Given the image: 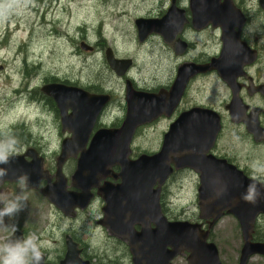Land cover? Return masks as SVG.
I'll return each mask as SVG.
<instances>
[{"label":"water","instance_id":"water-1","mask_svg":"<svg viewBox=\"0 0 264 264\" xmlns=\"http://www.w3.org/2000/svg\"><path fill=\"white\" fill-rule=\"evenodd\" d=\"M217 1L203 0L201 3L200 0H191L194 19L198 20L201 15L199 5H204L205 13L212 15L214 24L221 20L222 15L229 19L236 17L235 13L239 14L231 0H225L223 7ZM261 5L264 8V0H261ZM184 22L176 9H169L160 19L139 18L134 23L140 42L150 34H159L166 43L174 46L177 54H181L185 45L175 38ZM80 46L85 51L92 50L83 42ZM105 54L116 76H124L131 61L116 59L110 49ZM245 55L246 51L235 52L223 46L219 57L208 65L180 66L170 89L156 93L138 91L130 81H126L127 110L121 125L118 128H100L93 134L99 115L109 102L108 95L90 94L62 83L43 86L41 92L50 97L59 109L61 131L70 134L61 143L54 180L49 183L53 176L43 170V158L34 149H28L24 156L15 155L8 165L3 166L9 174L0 181V186L4 182L17 183V178L27 173L29 182L25 190H37L45 179L49 182L39 189L41 194L65 217H74L76 210L86 209L94 195L98 196L104 202L103 216L98 224L110 236L127 244L132 264H171L183 253L187 264H222L217 246L210 241V233L225 215L232 216L240 229L242 246L238 264H248L256 255L264 257V241H253L255 224L260 216L264 217V185L256 181L260 198L255 204L245 202L242 197L251 179L224 161L205 155L220 130L216 113L197 107L182 112L164 134L157 153L130 158V147L137 129L161 116L169 117L193 76L217 70L222 80L231 86L242 73ZM237 102L234 95L227 106L234 122L239 119L234 106ZM248 125L249 131L257 137L260 131L255 119ZM185 150L190 153L183 157L180 154ZM69 158H77L70 187L78 191L68 189L63 175V166ZM171 163L175 168L201 170L198 217L204 222L172 221L163 214L160 192L173 172ZM112 167H118L119 171L114 173ZM107 178L114 182L106 181ZM100 181H104L102 185ZM16 235L22 233L17 232ZM65 245L66 251L59 264H88L80 258L81 250L71 237H66ZM42 264H51L44 254Z\"/></svg>","mask_w":264,"mask_h":264},{"label":"rangeland","instance_id":"rangeland-1","mask_svg":"<svg viewBox=\"0 0 264 264\" xmlns=\"http://www.w3.org/2000/svg\"><path fill=\"white\" fill-rule=\"evenodd\" d=\"M36 2L32 5H39ZM30 3L31 0L26 4L20 0L5 22L0 24V33H3L9 19L20 22L0 43V128H10L17 135V153L23 144L24 152L27 150L25 148L39 146V152H36L45 160L43 170L51 176L56 170L61 142L69 134L61 132L57 117L48 108L33 103L36 94L24 97V91L35 90L42 81H63L79 88L95 84L99 91L110 92L113 99L111 105L105 107L99 123L118 127L126 111V79L132 80L140 89L156 93L161 89L167 90L176 76V67L184 61L203 59L202 53L198 58L190 59L198 56L195 52L175 56L159 36L150 35L144 42H138L135 19L163 15L161 13L167 0H55L49 3L48 10L51 11L46 16L54 22L50 25H45L35 12L26 10ZM28 32L32 34L29 39ZM81 42L87 46L96 45L95 51L83 50ZM107 46L116 58L133 60L129 73L119 77L108 67L104 60ZM216 51L217 48L213 46L204 49L205 55L210 57H215ZM216 78L206 75L194 79L185 100L180 104V110L195 105L224 108L227 90L223 82H218ZM45 103L48 104H45L46 107H52ZM169 123L170 119L163 117L142 127L132 140L130 158L157 153ZM24 126L31 134V139L27 141L18 138ZM220 147H225L231 156L246 162L250 169L253 162L264 163V148L253 149L246 137L235 132L225 131ZM75 166L76 159H69L63 166V175L67 179L68 189L78 191L70 187ZM112 171L118 172L119 169L115 167ZM53 180L54 176L50 182L44 179L41 186ZM198 187L199 180L192 173L182 172L171 176L162 187L163 214L172 221L199 223ZM39 189L25 190L20 183L4 182L0 186V193L14 195L23 191L27 196L24 211L15 222L20 232L25 235L36 233L41 238L47 262L59 264L66 251L64 234L73 233L86 244L87 253L91 254L88 260L92 264H132L127 244L114 242L108 231L95 223L102 218L104 202L101 198L95 196L86 210L76 211L74 217H65ZM254 230V233L263 232V216L258 218ZM3 235L0 232V237ZM211 235V242L218 247L220 260L224 264H238L242 239L236 220L229 215L223 216L212 228ZM171 264H187L186 254H180ZM248 264H264V257L253 256Z\"/></svg>","mask_w":264,"mask_h":264},{"label":"flooded vegetation","instance_id":"flooded-vegetation-1","mask_svg":"<svg viewBox=\"0 0 264 264\" xmlns=\"http://www.w3.org/2000/svg\"><path fill=\"white\" fill-rule=\"evenodd\" d=\"M52 1H55V0H49L48 3H47V0H37L36 3H38L39 5L33 6L32 4L35 2V0H31L29 9L26 8V10H28L29 12H35L36 14H38V16H40V19L43 20L42 22H44L45 25L54 24L52 19H47V17H46L47 13L50 15L51 9L50 10H48V9H49V3ZM200 1H201V3L203 2V0H200ZM224 1L225 0H219L217 2L219 5H221V7H223ZM40 4H42V6H40ZM231 4L234 7V9L239 12V14L235 13L236 17H234V18L227 19L225 17L226 20L222 15L221 20L219 19L220 21H218L216 24H214V22L212 21V20H214L212 15L210 13H205V8L203 7L204 5L203 6L199 5L198 8L201 12V15H199L200 17L198 20H195L193 15H192L191 0H184V1H182V0H167V4L164 7L163 12L161 14L164 15L169 9H177L176 10L177 13L180 15L181 18H183V20L185 22L183 23L182 29L178 33V35L176 36L175 40H179L181 43H183L185 45V49H184L183 53L177 54L174 50V46L172 44L166 43L159 34L154 33V34H150L152 36H150V35L149 36L150 37H153V36L161 37L162 40L165 42L164 44L171 49L172 53L175 56H181V55L187 56L189 53L195 52V53H197L198 56L190 58V59H196L199 57V55L201 53L203 54L202 55L203 59H201V60H197V59L196 60H187L186 62L184 61L181 65L176 67L177 70L180 66L185 65V64H193V65H198V66H204V65L210 64L212 59L219 57V54L221 53L223 46H228L231 50H233L235 52L246 51V55H245L244 65H243V68L241 71L242 73L235 78L234 84L231 83V86L228 85L224 80H222L221 75H220L219 71H217V70H209L205 73H199L190 79V81H189V83L185 89V92H184V94L180 100V103L175 108V110L172 112V114L169 117L161 116L158 119H161L163 117L170 119V123L168 125V128H169V126L177 119V117L182 112L188 111V110L195 108V107L205 109V110H209V111L216 113L218 115L219 121H220V130H219L212 146L206 152L205 155L212 157V159H214V160L224 161L226 164L231 165V166L235 167L237 170L241 171L244 174V176H246L248 179H251L252 169H250L247 166V163L242 162L241 160H238L236 156L235 157L231 156L228 152L229 150H227L225 147H220V142H221V139H222L225 131L235 132L239 136L246 137L247 140L250 142L251 147L253 149L258 150V149L264 148V8L261 5V0H231ZM216 8H219V7H216ZM163 15H159V16L152 17L149 19H160ZM176 16H177V14H176ZM141 18H143V17H141ZM206 19H207V21H205ZM215 21H216V19H215ZM18 24H20V22L16 23L13 18L9 19L8 25H10V26L7 29H3L2 30L3 33H0V43L3 42V38H5L7 34L10 35L12 33V31L14 29H16ZM136 33H137V30H136ZM27 35L29 36V37H27V39H29L32 34H30V32H28ZM149 36H147L146 39ZM235 36H237V38ZM191 38H193V39H191ZM137 39H138V42H140L139 37H138V33H137ZM144 41H142V42H144ZM25 42L26 41L24 40V43ZM142 42H140V43H142ZM81 43H80V45H81ZM95 46L96 45L90 46L92 48V50H91L92 53L95 51ZM212 46L217 48V51H216L217 53L215 54V57L206 56L204 53V49H206L208 47H212ZM108 48L109 47L107 46V49ZM106 50L104 51V60H105L106 64L108 65V63L106 61V56H105ZM113 55H114V53H113ZM204 55L207 58H205ZM116 59H119V58H116ZM124 60H130L131 61V66L128 69V71L130 72L132 65L134 64L133 60L132 59H124ZM108 67L110 68L109 65H108ZM175 75H177V72L175 73ZM206 75L215 76V77H217L216 79L218 82H220V81L223 82V85L227 90V97H228L227 103L225 104L224 108L215 109L212 106L195 105V106L186 107L185 109L180 110V108H179L180 104L183 100H185L187 91L189 90L188 88L190 86V83L194 79H196L198 77H203ZM175 78H176V76L174 77V80H175ZM174 80H173V82H174ZM126 81H130L132 83L133 88L135 87L136 90L151 92L150 90L138 88L136 86V84L130 79H126L125 84H126ZM173 82L167 88V90L170 89ZM53 83H64L66 85H70V84H67L66 82H63V81L53 82ZM47 84H52V82L42 81L41 86L37 87L35 90L30 91L29 89H27L26 91H24V97H28L30 94H32V95L36 94L37 97H35L36 99H34L33 103H37L38 105H40L42 107L44 106L45 108H48L47 110L54 117H57V121H59V124L61 127L60 112H59V109L57 108L56 103L50 97L46 96L45 94H43L41 92V88ZM70 86H75V85H70ZM80 88H82L84 91H86L90 94L108 95L110 99H109V102L107 103V106L111 105V103L113 102L111 93L106 92L104 90L99 91L98 86H96L95 84L90 86V87L84 86V87H80ZM234 95L238 98V101H239V103L237 102L238 104L234 105V106H236L237 111H238V115H239V119L237 120V122H234L233 121L234 119L232 120L233 117L230 116L231 113L227 109V106L230 105V103L232 102ZM42 97L47 98L48 100L53 102L51 108L45 106V104H46L45 101L47 103H49V102L47 100L44 101V99H42ZM124 101H125V94H124ZM46 105L48 106V104H46ZM107 106H106V108H107ZM106 108L100 113L99 118H98V120L94 126V129H93L94 131H96L99 128H117V125H115V124L112 126H107V125H102L101 123H99V120H100L101 116H103V114L105 113ZM125 109L127 110L126 103H125ZM234 111H235V107H234ZM125 114H126V111H125ZM254 119L258 123V129L260 131L259 135L257 137L253 133L250 132L251 130L249 131V129H248V127H249L248 124L251 121H254ZM144 126H142V127H144ZM96 127H98V128L95 130ZM142 127H139L137 129L136 133ZM66 133H68V132H66ZM164 134H163V136H164ZM69 137H70V134H69ZM162 140H163V138H162ZM26 144L31 145V143H26ZM33 148H35V151L37 150V152H39V146L37 147V146L33 145ZM33 148H25V150L26 149L27 150L33 149ZM20 149H21V151L19 153H17V155H23L24 156V153L27 151L26 150L24 152V144L20 147ZM189 153L190 152L188 150H185L180 155L185 157V156H188ZM149 154H151V153H149ZM170 156H171V158L175 157L174 155H170ZM27 159L29 160V158H27ZM69 159H76V162H77V158H69ZM44 161L45 160L43 158V162ZM171 166L173 167V172H172L171 176L178 175L182 172H186V173H192V174L196 175L198 180H200V177L202 175L201 170L198 171L197 169L188 168V167H186V168H175L173 163H171ZM75 168H76V166H75ZM113 168H115V167H112V169ZM107 179H111V178H107ZM257 181L264 185V175H260ZM110 182H114V180H112ZM42 183L40 184V186L42 185ZM162 187H163V185H162ZM162 187H161V192H160L161 210H162V203H163L162 202V195H163ZM101 211H102V208H101ZM75 214H77V213H75ZM98 221H99V219L96 220L95 223L98 224ZM173 221H187V220H173ZM189 222H191V221H189ZM201 222H204V221L200 220V223ZM191 223H194V222H191ZM21 233L23 235H25L24 232H21ZM64 236H65V241H66L67 236L71 237L72 240L78 245V249L81 250L80 251V258L83 261H87L88 264H92L91 261L88 260V258L91 256V254L89 255L87 253L86 244H84L73 233L70 235L64 234ZM113 239H114V242L121 241V240L114 238V237H113ZM127 248H128V246H127Z\"/></svg>","mask_w":264,"mask_h":264},{"label":"clouds","instance_id":"clouds-1","mask_svg":"<svg viewBox=\"0 0 264 264\" xmlns=\"http://www.w3.org/2000/svg\"><path fill=\"white\" fill-rule=\"evenodd\" d=\"M28 0H24L26 4ZM20 0H0V24H3L7 17L14 11ZM18 140L11 129L0 128V181L9 174L4 165H8L15 155H17ZM251 182L246 188L242 197L245 202L255 204L261 196L260 188L256 181L260 175H264V163L259 161L251 165ZM18 183L25 188L28 186L29 177L27 173L21 174ZM27 196L23 191L10 195L0 193V232L4 233L0 237V264H42L44 242L36 233L19 235L16 233L19 228L16 219L24 211Z\"/></svg>","mask_w":264,"mask_h":264},{"label":"trees","instance_id":"trees-1","mask_svg":"<svg viewBox=\"0 0 264 264\" xmlns=\"http://www.w3.org/2000/svg\"><path fill=\"white\" fill-rule=\"evenodd\" d=\"M53 81H55V80H53ZM42 99H44V100H47L51 105L53 104V102L52 101H50V100H48L47 98H44V97H42ZM22 130V134L24 135H22V134H18V138L20 139V140H25V141H27V140H29V139H31V134H30V132L29 131H27V128L26 127H24V129H21ZM16 137H17V135H16ZM254 232H255V230H254ZM213 236L211 235L210 236V239L212 238ZM262 240H264V230H263V232H256V233H254L253 234V241H255V242H261ZM224 264V263H223Z\"/></svg>","mask_w":264,"mask_h":264}]
</instances>
